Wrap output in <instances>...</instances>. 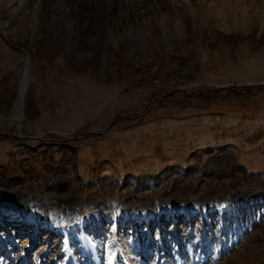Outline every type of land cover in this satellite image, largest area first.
Masks as SVG:
<instances>
[{
  "label": "rangeland",
  "instance_id": "1",
  "mask_svg": "<svg viewBox=\"0 0 264 264\" xmlns=\"http://www.w3.org/2000/svg\"><path fill=\"white\" fill-rule=\"evenodd\" d=\"M143 1L147 9L153 5ZM227 1L239 9L219 22L194 0L173 7L183 18V37L176 40L172 32L168 50L156 21L142 18L145 35L154 40L143 41L138 67L112 50L113 42L106 44L110 68L103 72L91 53L77 60V69L63 53L25 48L31 80L21 134L5 119L18 95L16 72L25 54L0 30L4 263L63 264L68 250L87 264L80 238L108 257L114 241L120 264H147L142 246L148 240L154 260L148 264H191L188 255L177 256L179 245L166 247L170 257L159 258L158 239L171 242L168 228L138 218L156 205L176 209L188 202L190 222L181 217L174 226L185 234L190 260L264 264V0ZM154 11L148 14L155 18L172 14L164 4ZM131 19L124 28L116 24L119 46L138 30ZM202 213L210 215L206 227ZM66 214L75 220L65 231L50 222Z\"/></svg>",
  "mask_w": 264,
  "mask_h": 264
},
{
  "label": "bare ground",
  "instance_id": "2",
  "mask_svg": "<svg viewBox=\"0 0 264 264\" xmlns=\"http://www.w3.org/2000/svg\"><path fill=\"white\" fill-rule=\"evenodd\" d=\"M150 1L153 5L147 9L149 3H145L143 0H0V30L7 36L12 45L21 47L25 54L22 65L16 72V75L19 78L18 95L11 109V113L5 119V122L21 134L23 123L25 121V115L23 113L24 104L26 102L25 97L31 80L29 57L25 48L29 50H31V48L33 50L36 48L38 53L44 55L63 53L67 58L69 57L70 60H72V66H77V69L80 68V64H77V60L91 53L96 56L99 66L97 69L100 72H103L104 68H110V62H108L107 59L109 49L106 44L113 42L112 50H115L116 52L121 51V54H124V56L127 57V61L130 60L131 67H138L144 62L142 54L143 41L154 40L152 35H150V37L145 35L147 29L142 28V18H144L147 21H156V26L160 28L159 32H163L164 34L163 38L168 46L165 47H167L168 50L172 43V32L176 34V40L183 37L180 36L182 35L181 29L184 27L183 24H181L183 18L180 15L177 16L180 11L176 12L177 10L173 9V7L176 8V6H182L184 2H182V0ZM194 2L196 8H207V14L209 13V16L207 17L214 20L213 22H216L217 20H225L226 13L232 14V12L238 11L240 6V4H236V2H230L227 0L214 1L211 3H207L206 0H194ZM163 4L167 10L172 11L170 16L164 14V16L162 15L160 18H155L157 16L154 14H148L149 9L156 11L160 9ZM188 6L189 8H192V5H190L189 2ZM247 6H253L255 9V4L253 2H249ZM134 16L137 19L138 30L136 32L132 31V37L125 35L124 41H126V43L119 46L118 42L119 39H122V35L117 32L119 27L118 25L116 26V24L117 22H120L122 28H124V26H126L125 21L127 22L126 24H129V21L133 22V19L131 18H134ZM174 16L177 17V22H175V24L171 23ZM196 17L197 15L195 18ZM242 17L244 18L245 16L243 15ZM197 18L199 19V17ZM192 19L194 20V17ZM26 26L28 27L27 30L25 29ZM170 26H172L171 29ZM18 28H20L21 32L18 34L17 39H13V36L17 35L16 31ZM22 32L25 33L24 38H21ZM159 32L156 34L157 37L155 35L156 41H161L162 39V37L160 38L161 34ZM95 39H97V44L96 47H93L92 44L95 42ZM104 40L105 43H103ZM128 40L132 41V46L128 44ZM187 203H184L183 206L179 205L180 207L176 209L171 207L162 208L161 206L156 205L148 210L145 209L138 212V218L142 219L145 224L149 220L155 222L157 224L156 228L159 227L162 231L168 228V236L171 237V242L164 244L162 236L158 239L157 243L161 244V248L158 252L159 258L163 259L164 257H170V252H168L166 247L179 245V250L181 252L177 254V256L179 255L178 257H180V255H188V260L192 261L191 264H201V262H195L194 259H189L192 257V252L190 247H184L185 234L174 226L175 221L181 217H184L188 223L190 222L189 218L191 217L192 210H190L191 208L188 207ZM35 211L37 212L41 210L37 208ZM218 211L220 212L221 209ZM202 214L201 226L206 227L207 223L210 222V215L207 214L204 218V213ZM61 216L62 220H59V222L57 221L58 219L56 215L49 217L50 222L60 230L65 231L64 229H66L69 224L74 223L75 217L70 214ZM187 237L190 238V235H187ZM78 241L79 250L84 254L85 260L89 261L87 264H118L119 262H122L119 253L120 250L117 248L114 241H112L107 247V253L108 255L111 254V257L105 255L106 252H104L103 248L90 245L87 242L81 241L80 238H78ZM150 242L151 241L148 240L142 246V252L144 254L143 258H147L148 263L154 261H149L150 255L148 253L151 252L150 245H152V242ZM136 246V244H133V247L131 248L133 256L138 248ZM63 257H65L63 264H79L68 250L64 252ZM0 264L6 263L0 258Z\"/></svg>",
  "mask_w": 264,
  "mask_h": 264
}]
</instances>
